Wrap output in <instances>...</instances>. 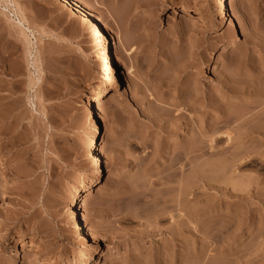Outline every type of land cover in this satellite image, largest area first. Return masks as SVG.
Listing matches in <instances>:
<instances>
[{
	"label": "rangeland",
	"instance_id": "rangeland-1",
	"mask_svg": "<svg viewBox=\"0 0 264 264\" xmlns=\"http://www.w3.org/2000/svg\"><path fill=\"white\" fill-rule=\"evenodd\" d=\"M78 1L0 0V264H264V0Z\"/></svg>",
	"mask_w": 264,
	"mask_h": 264
},
{
	"label": "bare ground",
	"instance_id": "bare-ground-1",
	"mask_svg": "<svg viewBox=\"0 0 264 264\" xmlns=\"http://www.w3.org/2000/svg\"><path fill=\"white\" fill-rule=\"evenodd\" d=\"M4 1L7 2V0ZM60 1L70 6L74 11L80 13L84 21H86V23L88 24V33L91 38L90 40L92 45L93 46L98 45L96 36L101 31V29L99 25V20H97L94 14L78 0H60ZM221 2L222 4L219 11L221 19L219 20L218 24L213 26V30L222 29L223 26L227 24L231 19L230 7L233 6V1L222 0ZM186 13L187 10L184 6L174 9V15L176 16H178L179 14H186ZM188 17L190 18L191 15L189 14ZM112 40H113V34L108 31V33L104 35V39H103L104 49L107 52V59L104 60L105 62L102 64V72H104L102 74L104 75L99 80V82L95 84L93 89L94 93H96L98 96L102 94L109 87V85L112 83V79L117 77V52L113 47L114 45H112L113 44ZM5 61L7 62V60ZM214 65H215L214 62L211 61V65L209 67L212 68L214 67ZM210 73L211 70L207 72V75H210ZM103 113H104V103L102 102V100L98 99L95 101V110L93 112L95 118V126H94V133L92 136L91 145L88 153V163L91 167L94 168V171L91 174L87 175L84 178V180L81 182L80 191H79V194L81 195V196L79 195L80 200L75 203L74 213L73 215L71 214L72 216L70 217V219L76 224L77 232L81 233V239L83 241V245L85 246L89 245L91 243V240L93 239L91 232L85 228V223L87 221V216H86L87 207L94 194L92 190V185L98 179L101 173V158L99 155L101 151L100 150L101 136L99 135V132L97 130V125H99L102 122L104 118ZM83 255L84 254L82 252H76L74 256V260L68 264L79 263V261L83 258ZM7 263L17 264L16 259H13Z\"/></svg>",
	"mask_w": 264,
	"mask_h": 264
}]
</instances>
